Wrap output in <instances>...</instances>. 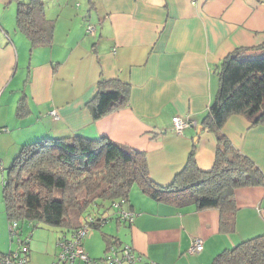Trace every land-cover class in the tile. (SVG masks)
<instances>
[{
  "label": "crops",
  "instance_id": "1",
  "mask_svg": "<svg viewBox=\"0 0 264 264\" xmlns=\"http://www.w3.org/2000/svg\"><path fill=\"white\" fill-rule=\"evenodd\" d=\"M22 1L28 0H0V252L17 247L3 181L26 142L107 137L144 151L152 178L162 185L185 167L194 145L199 168L213 167L217 137L203 118L219 89L218 67L229 52L264 44V0H46V15L55 20L53 40L37 46L17 27ZM114 78L127 84L128 102L95 117L89 102L99 81ZM23 95L28 111L19 114ZM174 115L193 124L178 134ZM221 131L264 174V124L234 113ZM235 198L236 227L222 231L218 207L176 206L135 185L123 203L133 218L120 221L117 208H98L94 215L108 219L84 247L99 258L115 236L134 247L141 256L137 264H212L223 249L264 233V183L237 187ZM42 232L29 240L30 264L57 260L59 235ZM198 238L203 248L190 252Z\"/></svg>",
  "mask_w": 264,
  "mask_h": 264
},
{
  "label": "trees",
  "instance_id": "2",
  "mask_svg": "<svg viewBox=\"0 0 264 264\" xmlns=\"http://www.w3.org/2000/svg\"><path fill=\"white\" fill-rule=\"evenodd\" d=\"M16 22L32 46L51 44L55 20L46 15V0L19 2ZM218 70L219 89L203 118L204 126L216 134L218 142L210 170L199 168L194 145L185 167L170 184L162 185L152 178L144 151L107 137L44 136L24 143L7 168L2 195L8 220L16 219L20 226L30 222L33 227L56 226L72 232L92 215L90 206L109 209L117 202L124 208L123 203L137 185L151 198L176 206L194 203L198 208L218 207L220 230L233 231L236 188L263 184L264 174L221 129L234 113L244 114L253 124H264V44L229 52ZM127 102V84L114 78L99 81L89 105L93 115L101 117ZM27 107L23 95L19 114L27 112ZM93 217L88 221L92 228H100L108 219ZM111 244L123 243L115 236L109 237L105 252ZM212 264H264V233L223 249Z\"/></svg>",
  "mask_w": 264,
  "mask_h": 264
},
{
  "label": "built area",
  "instance_id": "3",
  "mask_svg": "<svg viewBox=\"0 0 264 264\" xmlns=\"http://www.w3.org/2000/svg\"><path fill=\"white\" fill-rule=\"evenodd\" d=\"M95 27L88 25L87 32L94 33ZM54 112V111H53ZM193 124L190 119H185L181 115L172 117V128L182 134L186 126ZM114 208H117V215L120 221H126L133 218V212L129 209L122 208L119 203L115 202ZM93 215H88L87 220L77 229L68 233H64L59 240V259L62 264H71L75 261L92 262V264H137L141 256L137 254L134 247L129 244H111L104 258L97 260L90 257L84 247V237L90 232L91 226L88 221H93ZM9 232L13 241H16L17 247L7 253H0V264H30L29 263V245L30 234L22 238L20 221L16 219L9 220ZM203 248L201 238L196 239L191 247L190 252H195ZM52 264H59L54 262Z\"/></svg>",
  "mask_w": 264,
  "mask_h": 264
},
{
  "label": "rangeland",
  "instance_id": "4",
  "mask_svg": "<svg viewBox=\"0 0 264 264\" xmlns=\"http://www.w3.org/2000/svg\"><path fill=\"white\" fill-rule=\"evenodd\" d=\"M86 1L87 0H74V2L75 3H79V2H81V3H86ZM74 3V4H75ZM7 172H8V170L6 169V174H7ZM0 184L2 185V182H0ZM0 199H1V197H0ZM100 207H102V210L104 209V205H93V206H90L89 207V212H91L92 213V215H94V211H96L98 208H100ZM6 213V212H5ZM20 225H22L21 224V222H20ZM42 227H33V225H31L29 222H24L23 223V226H21V236H22V238H24V237H26V236H28L29 234V236H30V240H31V238L33 237V233H35L36 231H43L42 233H48V232H50V231H52V232H54L55 234H57V235H59V238L57 239V247H58V252H57V260H56V262L57 263H59V264H62V262L60 261V259H59V251H60V246H59V240H60V237H62V235L64 234V232L63 231H61V228L60 227H56V226H47V225H41ZM23 229H24V231H23ZM31 233H32V235H31ZM66 233H68V235H70V232L69 231H66ZM95 233H97L96 235H98V236H100L101 235V233H100V229L99 228H92L91 227V229H90V232L84 237V242L91 236V235H95ZM28 234V235H27ZM24 236V237H23ZM104 247H105V245H104ZM104 247H103V249L101 250V256H105V254H106V252L104 251ZM89 254V253H88ZM99 255V256H100ZM91 257V256H90ZM93 257V256H92ZM55 262V261H54ZM53 262V263H54ZM80 262H83V263H90V264H92V262H84V261H75V262H73V263H71V264H74V263H80ZM65 264H67V263H65Z\"/></svg>",
  "mask_w": 264,
  "mask_h": 264
},
{
  "label": "water",
  "instance_id": "5",
  "mask_svg": "<svg viewBox=\"0 0 264 264\" xmlns=\"http://www.w3.org/2000/svg\"><path fill=\"white\" fill-rule=\"evenodd\" d=\"M202 128H203V125L200 124V125H199V128H198V132H200Z\"/></svg>",
  "mask_w": 264,
  "mask_h": 264
}]
</instances>
